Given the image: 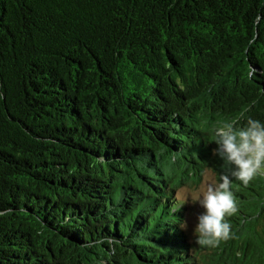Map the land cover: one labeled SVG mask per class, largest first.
Listing matches in <instances>:
<instances>
[{
    "label": "trees",
    "instance_id": "obj_1",
    "mask_svg": "<svg viewBox=\"0 0 264 264\" xmlns=\"http://www.w3.org/2000/svg\"><path fill=\"white\" fill-rule=\"evenodd\" d=\"M249 118L264 0H0V264H264V174L215 246L175 195Z\"/></svg>",
    "mask_w": 264,
    "mask_h": 264
},
{
    "label": "clouds",
    "instance_id": "obj_2",
    "mask_svg": "<svg viewBox=\"0 0 264 264\" xmlns=\"http://www.w3.org/2000/svg\"><path fill=\"white\" fill-rule=\"evenodd\" d=\"M216 136L213 155L224 162L225 172L219 176L218 182L203 185L205 190L197 200L204 210L197 216L193 230L194 242L200 246H215L230 238L231 226L225 216L237 212L230 191L233 179L247 185L257 174H264V123L249 118L239 129L231 125L218 129ZM209 171L205 169L202 175Z\"/></svg>",
    "mask_w": 264,
    "mask_h": 264
},
{
    "label": "rangeland",
    "instance_id": "obj_3",
    "mask_svg": "<svg viewBox=\"0 0 264 264\" xmlns=\"http://www.w3.org/2000/svg\"><path fill=\"white\" fill-rule=\"evenodd\" d=\"M210 169L206 175L200 173V182L198 184H192L191 182H186V184L180 185L175 193L177 199L182 200L186 207V213L183 222V230L188 234L191 243L195 244V237L193 235L194 227L197 223V216L204 210L199 206L197 200L201 196L202 192L205 190L203 185L207 183H213L219 181V176L224 174L222 167L218 168H207ZM186 224V227H185ZM201 249V246H198ZM204 252V249H202Z\"/></svg>",
    "mask_w": 264,
    "mask_h": 264
}]
</instances>
